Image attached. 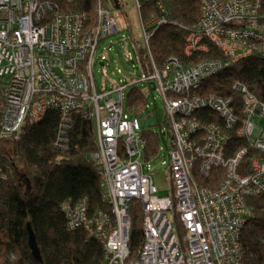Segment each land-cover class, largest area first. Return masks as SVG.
I'll return each instance as SVG.
<instances>
[{"label": "built area", "instance_id": "2783aa9c", "mask_svg": "<svg viewBox=\"0 0 264 264\" xmlns=\"http://www.w3.org/2000/svg\"><path fill=\"white\" fill-rule=\"evenodd\" d=\"M97 2L96 21L88 24L87 14L62 12L57 0H0V137L19 139L28 122L56 110L61 117L56 147L65 150L73 111L95 122L94 159L101 164L102 192L112 209L92 218L87 199L61 207L69 229L87 230L101 241V264H244L242 240L253 218L247 198L264 197V104L246 86L235 84L242 98L239 120L231 107L234 99L201 97L195 91L239 59L253 53L264 59V26L257 18L263 0H202L199 24L185 53L206 51L200 42L207 39L227 60L185 66L170 59L163 70L153 63V73L140 78L161 92L165 104L171 135V189L165 195L145 169L139 120L124 113L128 85L102 93L96 89L98 45L119 32L111 11L102 0ZM136 6L139 12L140 0ZM166 23L162 16L142 23L149 55L153 31ZM206 107L222 121L204 122L196 115ZM233 138L248 145L233 150ZM214 169H223L225 177L214 189L202 186L199 177L208 178ZM0 178L6 179L1 165ZM133 200L144 215L139 250L131 249Z\"/></svg>", "mask_w": 264, "mask_h": 264}, {"label": "trees", "instance_id": "16d2710c", "mask_svg": "<svg viewBox=\"0 0 264 264\" xmlns=\"http://www.w3.org/2000/svg\"><path fill=\"white\" fill-rule=\"evenodd\" d=\"M109 9V2L102 0ZM202 0H140V18L144 25L151 18L162 16L167 22L153 31L149 40L150 55L143 41L136 39L133 46L142 74L153 73V63L163 70L168 62L177 60L185 66H193L206 61H225L224 53L203 39L206 51L185 53L188 37L199 24ZM97 0H57L62 12H83L87 23L96 21ZM111 5V4H110ZM159 6L163 7V12ZM258 13V23L264 26V0ZM151 29V27H149ZM147 28V30L149 29ZM149 29V30H150ZM148 76V75H147ZM242 84L264 104V59L253 53L247 58L216 72L206 78L195 93L232 98L231 107L239 120L242 118V98L233 87ZM152 88V84H148ZM130 113L135 106L136 113L148 109L145 92L139 85H132L127 96ZM124 101V113L126 103ZM204 122H221L220 115L209 107L197 110ZM67 149L56 147V137L61 117L58 111L48 110L37 122H28L19 139L0 137V165L6 179L0 178V264H101L105 250L100 240L90 236L84 229L72 230L68 227L65 202L75 203L87 199L88 216L96 218L98 212L109 213L111 206L104 199L100 183L101 164L94 159L97 149L95 122L83 112L73 111ZM167 124V123H165ZM162 135V136H161ZM158 135L154 130L141 132L145 141L146 161L151 160L161 150L160 141L171 136L169 126ZM248 145L244 140L232 139L233 150ZM153 156V157H152ZM223 169H214L208 178L199 177L200 184L214 189L225 177ZM248 209L253 218L248 222L243 236L245 249L244 264H264V197L247 198ZM132 217L131 249L139 250L144 243L142 205L133 200L130 207ZM177 227L182 232L179 220ZM30 231L33 232L41 259L32 254ZM9 255H17L16 261L9 262Z\"/></svg>", "mask_w": 264, "mask_h": 264}, {"label": "rangeland", "instance_id": "374dc122", "mask_svg": "<svg viewBox=\"0 0 264 264\" xmlns=\"http://www.w3.org/2000/svg\"><path fill=\"white\" fill-rule=\"evenodd\" d=\"M107 1L109 2V9L118 24L119 32L107 39H102L98 45L93 65L96 89L102 93L116 86L128 85L125 92V99L127 100L132 85L138 84L145 92L148 109L138 114L135 112L136 107L132 106V112L130 113L128 103L125 101V110L132 117L139 119L143 131L152 129L158 135H161L162 131L167 130L163 97L161 92L154 88L153 84L152 88H148V83L141 81L140 78L143 77L142 68H140L133 46L136 39L143 41L142 23H140L136 0H119L121 2L119 7H114L113 1ZM160 146L162 148L158 156L150 162L146 161L145 169L153 173L155 185L159 192L165 195L171 189L168 172L171 158L169 157V146L166 145L164 139L160 141ZM9 259V262L13 263L16 261L17 255H9Z\"/></svg>", "mask_w": 264, "mask_h": 264}, {"label": "water", "instance_id": "95a60500", "mask_svg": "<svg viewBox=\"0 0 264 264\" xmlns=\"http://www.w3.org/2000/svg\"><path fill=\"white\" fill-rule=\"evenodd\" d=\"M117 7H119V6H117ZM121 64L124 65L122 62H121ZM29 242H30V248H31L32 254H34V256L40 260L41 259V253H39L38 246H37V243L35 242V237H34V234L32 231H30Z\"/></svg>", "mask_w": 264, "mask_h": 264}, {"label": "flooded vegetation", "instance_id": "af4514ba", "mask_svg": "<svg viewBox=\"0 0 264 264\" xmlns=\"http://www.w3.org/2000/svg\"><path fill=\"white\" fill-rule=\"evenodd\" d=\"M111 1H113L112 3H113V5H114V7L116 6H119V3H121L119 0H111Z\"/></svg>", "mask_w": 264, "mask_h": 264}]
</instances>
